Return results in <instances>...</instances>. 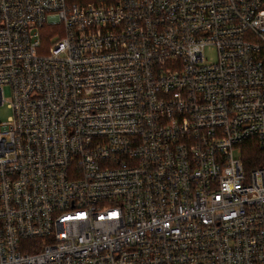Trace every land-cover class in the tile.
I'll return each mask as SVG.
<instances>
[{
	"label": "built area",
	"instance_id": "2783aa9c",
	"mask_svg": "<svg viewBox=\"0 0 264 264\" xmlns=\"http://www.w3.org/2000/svg\"><path fill=\"white\" fill-rule=\"evenodd\" d=\"M2 105L0 264H264V0H0Z\"/></svg>",
	"mask_w": 264,
	"mask_h": 264
},
{
	"label": "rangeland",
	"instance_id": "374dc122",
	"mask_svg": "<svg viewBox=\"0 0 264 264\" xmlns=\"http://www.w3.org/2000/svg\"><path fill=\"white\" fill-rule=\"evenodd\" d=\"M204 55L207 58V63H214L217 60L216 51L213 47L205 48ZM11 115L12 112L6 105L0 106V123L7 122Z\"/></svg>",
	"mask_w": 264,
	"mask_h": 264
},
{
	"label": "trees",
	"instance_id": "16d2710c",
	"mask_svg": "<svg viewBox=\"0 0 264 264\" xmlns=\"http://www.w3.org/2000/svg\"><path fill=\"white\" fill-rule=\"evenodd\" d=\"M246 162L249 164L250 167H258L261 166V151L254 148L249 150L246 154Z\"/></svg>",
	"mask_w": 264,
	"mask_h": 264
}]
</instances>
